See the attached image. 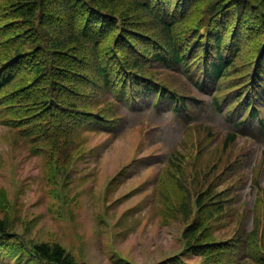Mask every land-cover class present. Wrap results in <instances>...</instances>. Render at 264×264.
Masks as SVG:
<instances>
[{
    "label": "rangeland",
    "instance_id": "1",
    "mask_svg": "<svg viewBox=\"0 0 264 264\" xmlns=\"http://www.w3.org/2000/svg\"><path fill=\"white\" fill-rule=\"evenodd\" d=\"M157 76L200 102L178 113L171 101L131 107L109 95L119 121L79 129L76 151L57 153L54 163L8 124L10 107L0 117V221L28 239L61 243L78 264H201L205 255L191 250L185 232L209 225L202 235L214 239L221 264H260L250 253H264V130L239 132L187 74ZM95 88L84 87L91 101ZM207 201L222 209L216 217L205 215ZM0 264L38 263L0 250Z\"/></svg>",
    "mask_w": 264,
    "mask_h": 264
},
{
    "label": "trees",
    "instance_id": "2",
    "mask_svg": "<svg viewBox=\"0 0 264 264\" xmlns=\"http://www.w3.org/2000/svg\"><path fill=\"white\" fill-rule=\"evenodd\" d=\"M159 70L187 74L218 108L244 114L237 126L264 128V0H0V117L14 106L8 124L16 122L25 133L16 132L51 163L57 153L76 151L79 129L119 121L109 95L129 104L170 99L177 111L200 102L159 78ZM88 82L96 85L97 101L112 105L93 109ZM228 136L230 143L235 135ZM203 205L206 216L222 210ZM195 227L185 232L191 250L205 255L201 264H221L214 239L202 235L209 225L201 234ZM223 248L231 249L226 242ZM0 250L27 253L38 264H78L61 243L28 239L6 220ZM250 254L264 264V253Z\"/></svg>",
    "mask_w": 264,
    "mask_h": 264
}]
</instances>
